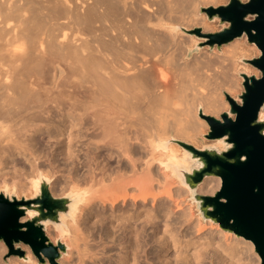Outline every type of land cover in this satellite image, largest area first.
I'll use <instances>...</instances> for the list:
<instances>
[{"label": "bare ground", "instance_id": "1", "mask_svg": "<svg viewBox=\"0 0 264 264\" xmlns=\"http://www.w3.org/2000/svg\"><path fill=\"white\" fill-rule=\"evenodd\" d=\"M213 1L0 0V168L18 178L11 190L36 194L45 180L75 199L60 228L45 225L66 246L60 263L214 264L169 179L199 112L227 108L245 46L185 61L193 39L167 36L203 25ZM204 182V194L221 183ZM219 241L217 264H238Z\"/></svg>", "mask_w": 264, "mask_h": 264}, {"label": "water", "instance_id": "2", "mask_svg": "<svg viewBox=\"0 0 264 264\" xmlns=\"http://www.w3.org/2000/svg\"><path fill=\"white\" fill-rule=\"evenodd\" d=\"M199 11L207 21H218L226 27L216 33H202L199 27L180 28L203 40L194 49H188L186 57L204 46L219 50L245 37L247 44L254 45L260 55L241 62L257 70L259 76L238 73L243 91L237 99L224 95L229 109L219 118L199 112L209 128L204 139L216 144L196 148L177 141L186 157L174 178L188 189L204 221L251 242L259 264H264V0H228L225 5L201 7ZM218 144L223 147L219 148ZM205 177H218L221 181L213 196L196 193ZM74 202L70 195L53 197L45 180L30 198L18 199L13 191L3 189L0 191V241L19 257L24 252L13 247L22 244L40 263L59 264L66 246L60 241L53 244L45 235V225L60 228L61 217H69ZM29 212L32 214L27 217ZM23 218L27 219L21 223Z\"/></svg>", "mask_w": 264, "mask_h": 264}, {"label": "rangeland", "instance_id": "3", "mask_svg": "<svg viewBox=\"0 0 264 264\" xmlns=\"http://www.w3.org/2000/svg\"><path fill=\"white\" fill-rule=\"evenodd\" d=\"M244 1V0H243ZM228 0H214L212 3H209V4H206V5H203L201 7H207V6H214V7H217V6H220V5H225L227 4ZM198 14H199V17H203L204 18V24H206L204 26V24L202 25H197V26H193V27H190V28H186L184 26H177L176 29L173 31V35L171 34H167L168 38L169 39H175L177 40V37L180 36L181 33L183 38L186 37L187 39L188 38H192L194 43H191L188 44V48L189 49H194L195 45L197 43H203V40L202 39H197L195 36H190L184 32H182L180 30V28H185L187 30H191L193 28H201V31L202 33H216L218 31H220L221 29H223L224 27H226V25H220L218 21H212V22H209L207 21L205 15L203 13H200V11L198 10ZM178 29V30H177ZM173 36V38H171ZM241 40L240 42L243 43V46H245V51L243 52V55L242 57H240V59L238 60V67H237V71L236 73H234L236 79L238 80V86H235V88H233L230 92H227V91H224V94H223V98H222V101L226 103V109L221 111L220 113L217 114V116L215 115H211L209 114V116H212V117H215V118H219V115L225 111H228L229 109V105H228V102L226 101L225 99V94H228L231 98L233 99H237V96L243 91V88L241 86V78L238 76V73L239 72H245L247 74H254L255 76H259V73L257 70L253 69L250 65H247V64H244L241 62V59H251V58H255V57H258L260 55V52L258 51V49L254 46V45H249L247 44L246 42V38L243 37L242 39H235L233 42H236V41H239ZM229 43L227 45H224L222 46L219 50L216 49V47H213V49H209L208 47L204 46L202 47L201 49H199L198 52L196 53H192L191 56L189 58H184L185 61H189L190 59L194 58V57H200L202 56L204 53H208V54H213L215 52L217 53H223L225 52L226 50H228L229 46L233 43ZM261 115V114H260ZM197 120L201 123L199 125V136H198V139L197 141L195 142V144L193 143H190V142H186V143H189L191 144L192 146L196 147V148H202L203 146H208V145H214L216 144V142L214 141H208L206 139H204V135L208 132V125L207 123L201 119L199 117V115L196 117ZM219 148H222L223 146L219 145ZM58 175H53L52 174V180L56 179L55 177ZM54 178V179H53ZM207 180V181H211V185L214 184V181L216 179H218V177H205L202 181V183L197 187L196 189V193L199 194V195H208V196H213L214 193L216 191H218V189H215L213 194H204L201 190L202 188L205 186V182L204 180ZM18 178L15 177V174H14V171L10 168V167H5L3 166L2 168H0V191L2 192L3 188L1 186H4L6 185L8 190L9 191H13L15 196L20 199L22 197H25V198H30L31 196L35 195V194H32L31 192H27V191H19L17 189V187H15L16 189L15 190H11V187L12 185H15V183L17 182ZM176 181V182H175ZM2 182H4L3 184H1ZM204 182V183H203ZM169 185H171L170 189H171V193L175 196L176 194L178 193H174V192H178L179 190V194L180 192L182 194H180L179 196L177 197H180L179 198H176L175 200L176 201V204L180 205L179 207H177L178 209H175L174 211L175 212H180L182 209L183 211L182 212H187L189 215H190V219H189V223L191 224V226H193L192 224H194V227L193 226V230L191 232L194 231V233L196 234H199V235H205V236H209V247L205 248V249H202L201 250V253L203 254L204 253V256L208 257L207 259H209V261H213L214 264H217V259H216V255H215V251H214V248H215V245L213 243H210L211 239L213 237H219L220 238V241H219V244H221L223 247H226V248H233L234 249V256H235V260L237 259L238 261V264H259V258L257 257V255L255 254L254 252V248L253 250H250L248 248V241L242 239V238H239V237H236L235 235L233 234H227L225 232H223L219 226L217 224H213L211 223L210 221H204L200 215H199V212H198V209H197V205L196 203L192 200L191 198V195L188 191L187 188H185L184 186H182L179 181L176 179V178H170L169 179ZM176 188H175V187ZM57 187V186H56ZM54 188V190L57 191V188ZM182 187V188H181ZM49 189L51 190V187L49 186ZM173 189V191H172ZM176 189V190H175ZM181 189V190H180ZM49 190V192H50ZM175 190V191H174ZM185 190V192H184ZM53 191L51 190L50 194L52 193ZM54 193V192H53ZM52 193V194H53ZM65 194H60L57 193L55 196L53 197H62L64 196ZM176 197V196H175ZM181 202V203H180ZM187 206V207H186ZM186 209V210H185ZM188 209V210H187ZM184 212V213H185ZM195 228V229H194ZM199 231H198V230ZM198 232H197V231ZM148 231V235H150V230L147 229ZM196 231V232H195ZM196 234V235H197ZM45 235L47 236V238L53 243L55 244V240H54V231L52 230V228L48 227V228H45ZM0 246L3 247L1 249V251H3V253L1 252L0 254V264H18V263H25V264H29L30 263V260H28L27 258V255H29L32 260L34 261V263L36 264H49L48 261H45V263H40L37 258L31 253L30 249L25 246V245H22V244H17L15 245L13 248L14 250L16 249H20L21 251L24 252V255L23 257H19L18 255H14L11 251H9L8 247L2 242L0 241ZM117 252V249L114 247L112 248V251H111V254H114ZM62 257V256H61ZM74 258V257H73ZM75 259V258H74ZM71 261L72 260V257L69 256V259L68 261ZM61 262V258L58 260V263L59 264H63V263H60Z\"/></svg>", "mask_w": 264, "mask_h": 264}]
</instances>
